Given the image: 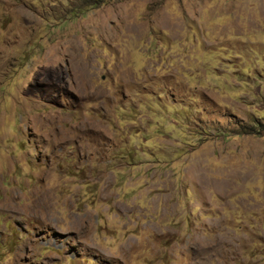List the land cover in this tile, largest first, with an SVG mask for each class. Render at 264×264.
Segmentation results:
<instances>
[{"label":"rangeland","instance_id":"1","mask_svg":"<svg viewBox=\"0 0 264 264\" xmlns=\"http://www.w3.org/2000/svg\"><path fill=\"white\" fill-rule=\"evenodd\" d=\"M0 264H264V0H0Z\"/></svg>","mask_w":264,"mask_h":264}]
</instances>
